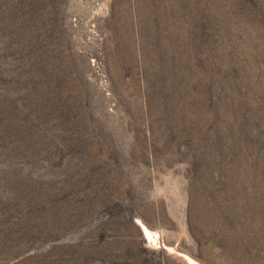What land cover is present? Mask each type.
Masks as SVG:
<instances>
[{
  "label": "rangeland",
  "instance_id": "374dc122",
  "mask_svg": "<svg viewBox=\"0 0 264 264\" xmlns=\"http://www.w3.org/2000/svg\"><path fill=\"white\" fill-rule=\"evenodd\" d=\"M177 252L264 264V0H0V264Z\"/></svg>",
  "mask_w": 264,
  "mask_h": 264
},
{
  "label": "bare ground",
  "instance_id": "6f19581e",
  "mask_svg": "<svg viewBox=\"0 0 264 264\" xmlns=\"http://www.w3.org/2000/svg\"><path fill=\"white\" fill-rule=\"evenodd\" d=\"M142 231L144 233V236L146 237V239H148L149 241H151L152 243L157 242V238L158 236L156 235V233H152L151 231H149L148 229H146L143 225H142ZM158 244V243H157ZM171 249V248H170ZM175 251V250H174ZM177 255L181 258L182 262L184 264H201L200 261H197L196 259H194L193 257H190L184 253H179L177 252Z\"/></svg>",
  "mask_w": 264,
  "mask_h": 264
}]
</instances>
